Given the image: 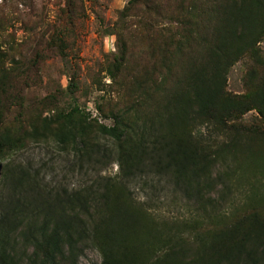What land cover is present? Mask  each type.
Wrapping results in <instances>:
<instances>
[{"label": "rangeland", "instance_id": "1", "mask_svg": "<svg viewBox=\"0 0 264 264\" xmlns=\"http://www.w3.org/2000/svg\"><path fill=\"white\" fill-rule=\"evenodd\" d=\"M237 4V0H0V141L4 140L0 166L28 167L45 175L51 188H101L120 173L116 156L102 158L104 149L108 154L114 151V140L97 136L100 153L93 163L82 166L52 135L62 115L77 108L94 131L100 125L121 129L120 123L129 119L157 125L173 111V100L188 88L189 77L196 71L211 76L218 64L225 70L227 96L246 100L260 92L264 35L257 34L253 43L258 58L249 51L236 58L226 47L238 33L228 29ZM240 126L245 133L264 130L262 118L252 110L238 121H227L224 134L203 126L196 133L215 138V150L228 144L233 127ZM227 157L235 166L250 167L236 175L234 169H214L215 174H229L231 187L219 186L214 198L223 219L232 223L257 207L264 211V154L252 160L237 150ZM154 185L153 189L140 182L130 188L132 198L150 203L156 217L179 224L210 217V206L196 204L167 179ZM186 237L190 260L194 246ZM18 255L21 264H30L34 252L19 243ZM74 261L101 264L102 257L85 243Z\"/></svg>", "mask_w": 264, "mask_h": 264}, {"label": "trees", "instance_id": "2", "mask_svg": "<svg viewBox=\"0 0 264 264\" xmlns=\"http://www.w3.org/2000/svg\"><path fill=\"white\" fill-rule=\"evenodd\" d=\"M237 1L238 11L228 29L238 33L226 47L236 58L245 51L258 58L253 43L257 34L264 35V0ZM213 70L211 76L193 73L188 88L173 100V111L168 109L169 115L157 125L129 119L120 123L121 129L100 125L94 131L77 108L61 116L54 140L62 150L74 153L82 166L93 163L100 153L97 136L114 140V151L108 154L104 149L102 158L116 156L120 173L101 188H51L45 175L28 167L0 166V264H21L19 243L33 249L30 264H73L85 243L100 252L101 264H264V211L257 207L228 223L214 198L219 186L231 187L229 174H215L214 169H234L235 175L249 171L238 162L235 166L231 158L233 162H227V156L238 150L248 159L260 158L264 130L245 133L243 127H233L228 144L215 150V138L196 133L203 126L224 134L227 121H238L252 110L264 123V87L246 100H234L225 92L223 67L218 64ZM3 144L0 141V149ZM165 179L196 204L210 206V217L170 223L156 217L150 203L132 198L130 185L141 182L154 189L156 180ZM186 236L194 246L190 260Z\"/></svg>", "mask_w": 264, "mask_h": 264}]
</instances>
